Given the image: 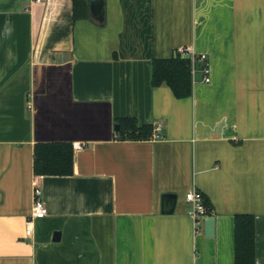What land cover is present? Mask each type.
Segmentation results:
<instances>
[{"label": "crops", "instance_id": "crops-1", "mask_svg": "<svg viewBox=\"0 0 264 264\" xmlns=\"http://www.w3.org/2000/svg\"><path fill=\"white\" fill-rule=\"evenodd\" d=\"M86 3L73 19L72 0H0V264H234L240 213L264 264V0ZM182 47L206 54L210 81L196 60L177 98L152 61ZM120 117L151 138L120 140ZM56 141L72 173L35 174L34 144ZM35 186L47 213L26 236Z\"/></svg>", "mask_w": 264, "mask_h": 264}, {"label": "trees", "instance_id": "trees-1", "mask_svg": "<svg viewBox=\"0 0 264 264\" xmlns=\"http://www.w3.org/2000/svg\"><path fill=\"white\" fill-rule=\"evenodd\" d=\"M73 19L86 15V0H72ZM191 57L186 58L177 50L172 56L155 58L152 61L154 85L165 83L177 98L192 93ZM117 136L120 140H147L154 126L139 124L135 117H120ZM73 146L70 142H37L33 148V171L37 175H67L72 173ZM207 214L212 207L203 196ZM234 264H255L254 216L249 213L234 217Z\"/></svg>", "mask_w": 264, "mask_h": 264}, {"label": "built area", "instance_id": "built-area-1", "mask_svg": "<svg viewBox=\"0 0 264 264\" xmlns=\"http://www.w3.org/2000/svg\"><path fill=\"white\" fill-rule=\"evenodd\" d=\"M34 1L39 2L42 0H34ZM178 51L181 53V55L184 56L190 54V57L192 59L191 61L192 75H194V73L196 72V68H195L196 60L202 61V66H201V71L203 75L202 80L204 82L210 81V67L206 54L201 53L196 56L191 50H189L186 47H182ZM160 132H161V126L160 124H158L154 129L153 137H158L160 135ZM184 198L190 204V208H191L190 212L195 219V226L197 227L200 219L207 216L206 207L203 203V194L196 189H191L185 193ZM46 213H47V208L41 196V189L38 186H35L33 189V205L31 208V212L25 218L24 221L26 236H30L32 234L34 220L36 218H41L45 216Z\"/></svg>", "mask_w": 264, "mask_h": 264}, {"label": "water", "instance_id": "water-1", "mask_svg": "<svg viewBox=\"0 0 264 264\" xmlns=\"http://www.w3.org/2000/svg\"><path fill=\"white\" fill-rule=\"evenodd\" d=\"M186 58L190 57V54L185 55ZM115 129L117 130L119 128L118 124H115ZM175 198V196H173ZM214 223L215 218L212 215H207L204 219V227H205V234L207 236H212L214 233Z\"/></svg>", "mask_w": 264, "mask_h": 264}]
</instances>
